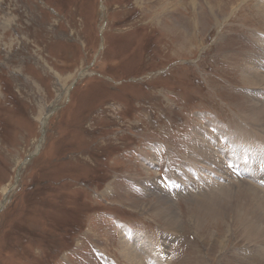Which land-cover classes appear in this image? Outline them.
<instances>
[{
  "label": "rangeland",
  "instance_id": "1",
  "mask_svg": "<svg viewBox=\"0 0 264 264\" xmlns=\"http://www.w3.org/2000/svg\"><path fill=\"white\" fill-rule=\"evenodd\" d=\"M249 67L264 0H0V264H264Z\"/></svg>",
  "mask_w": 264,
  "mask_h": 264
},
{
  "label": "bare ground",
  "instance_id": "2",
  "mask_svg": "<svg viewBox=\"0 0 264 264\" xmlns=\"http://www.w3.org/2000/svg\"><path fill=\"white\" fill-rule=\"evenodd\" d=\"M250 68V67H249ZM251 69V68H250ZM247 70V69H246ZM247 72V71H246ZM248 72L250 73V75H251V78L253 79L252 81H254V82H256V83H261V82H264V75H260L256 70L254 71L253 69H251V70H248ZM247 75V74H246ZM245 78V77H244ZM247 78V77H246ZM248 79V78H247ZM252 81H249V82H252ZM256 85V84H255ZM264 95V94H263ZM254 97V96H253ZM258 100V99H257ZM259 114H261L260 116H264V109H261V108H259V109H257V115H259ZM258 118V117H257ZM261 118H264V117H261ZM261 120H263V119H261ZM262 122V121H261ZM257 123V122H256ZM263 123V122H262ZM262 125V124H261ZM261 127V126H260ZM264 126H262V128H263ZM245 131H246V129H245ZM256 131V130H255ZM245 135H247V133L245 134ZM244 138V137H243ZM245 138H247V137H245ZM199 139V138H198ZM199 141V140H198ZM242 142H243V140H241ZM249 142V141H248ZM240 143V142H239ZM251 143V142H250ZM263 144V143H262ZM244 147H246V146H244ZM247 147H248V144H247ZM261 147V146H260ZM262 147H264V146H262ZM193 149V148H192ZM196 149V148H195ZM236 149V148H235ZM261 151H263L264 152V148L263 149H261V148H259ZM248 151V152H252L253 153V155H252V157H254V158H256V156H257V153L253 150V149H251V148H249V150L248 149H246L245 148V150L243 151V152H245V151ZM198 151V150H197ZM256 151L258 152V149H256ZM260 151V152H261ZM204 152V151H203ZM230 152V151H229ZM228 152V154L230 155V153ZM234 153V152H233ZM232 153V154H233ZM194 154V153H193ZM227 154V153H226ZM235 154V153H234ZM247 154V153H246ZM241 155H243V154H241ZM247 156H248V154H247ZM251 156V155H250ZM258 156H259V154H258ZM230 158V157H229ZM246 158V157H245ZM259 159V158H258ZM246 160V159H245ZM214 166V165H213ZM244 184V183H243ZM247 185V184H246ZM212 186V185H211ZM224 189V190H223ZM222 189V192L223 193H220V195L219 196H217L218 197V199H221V200H223L222 199V197H224V201H233V200H236L237 199V196L239 195V200H238V203L231 209V210H234V212L238 209V210H246L245 211V213H246V215H245V217H249L250 219L252 218V216H257L258 215V212L260 211V208H264V203H257L258 202V200L257 199H259V194H258V192H256V190L254 191L253 190V188H252V186H251V184L250 185H248V186H245V185H241L240 186V188L239 189H236L234 192V194L232 195V193H231V191H233V190H231V189H225V188H223ZM255 189H257V188H255ZM215 190H217V189H215ZM241 190H242V193H241ZM259 191V190H258ZM222 194V195H221ZM261 194H264V193H261ZM260 194V195H261ZM229 196V197H228ZM228 197V198H227ZM261 197V196H260ZM261 213H262V210L260 211ZM231 214V213H230ZM259 216V215H258ZM205 218V217H204ZM252 224H253V222H252ZM251 224V225H252ZM247 228V227H246ZM248 230H250V229H248ZM247 230V231H248ZM253 230H256V229H253ZM258 230H259V228H258ZM255 233V232H254ZM258 234V233H257ZM252 236H253V233L251 234ZM256 235V234H255ZM250 236V235H249ZM259 236V235H258ZM128 249V248H127ZM126 249V250H127ZM158 255V254H157ZM157 255H156V257H157ZM128 259H129V261L131 262V261H133V262H136L135 260L137 259L136 258V256L132 253V251H126V255H125ZM157 259H159V258H157ZM136 264V263H135Z\"/></svg>",
  "mask_w": 264,
  "mask_h": 264
}]
</instances>
